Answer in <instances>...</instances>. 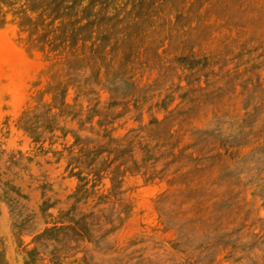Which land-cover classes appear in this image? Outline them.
<instances>
[{
    "label": "rangeland",
    "instance_id": "374dc122",
    "mask_svg": "<svg viewBox=\"0 0 264 264\" xmlns=\"http://www.w3.org/2000/svg\"><path fill=\"white\" fill-rule=\"evenodd\" d=\"M0 264H264V0H0Z\"/></svg>",
    "mask_w": 264,
    "mask_h": 264
}]
</instances>
